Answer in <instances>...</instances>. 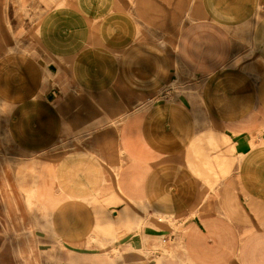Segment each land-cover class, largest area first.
Listing matches in <instances>:
<instances>
[{
	"label": "crops",
	"instance_id": "crops-1",
	"mask_svg": "<svg viewBox=\"0 0 264 264\" xmlns=\"http://www.w3.org/2000/svg\"><path fill=\"white\" fill-rule=\"evenodd\" d=\"M3 11L0 77L20 76L0 90L19 96L7 138L50 158L36 189L57 197L59 264H264V0ZM8 216L0 257L30 229Z\"/></svg>",
	"mask_w": 264,
	"mask_h": 264
},
{
	"label": "rangeland",
	"instance_id": "rangeland-1",
	"mask_svg": "<svg viewBox=\"0 0 264 264\" xmlns=\"http://www.w3.org/2000/svg\"><path fill=\"white\" fill-rule=\"evenodd\" d=\"M10 4H8L9 6ZM5 0H0V24L4 19ZM9 12V7H8ZM261 12V11H260ZM258 13V22L264 21V15ZM244 31L238 32L237 39L239 42H245ZM248 44V39H247ZM19 50V48H16ZM248 58V47L244 53ZM255 60V59H254ZM259 62L256 60V63ZM1 65V64H0ZM14 65L18 66L19 64ZM3 66V65H1ZM258 66H261L258 63ZM248 68V64L244 65ZM3 76V75H2ZM13 79L0 77V90L6 86V81L13 80V84L19 83V74H13ZM13 85V86H14ZM7 87V86H6ZM19 96L2 94L0 95V212L8 217L11 222V210H17V213H26L29 228L22 232L26 240L25 248L20 245V241L14 245L13 254H3L0 257V264H59L58 245L54 242L51 233V211L53 204H56L57 197H54L52 191L37 192V170L38 164L43 161L45 155L29 153L28 159L17 154L14 144L8 141V119L10 106L7 101L17 99ZM49 157L44 158V165L48 168ZM46 170V169H45ZM51 171V169H50ZM40 199L44 206L38 203ZM13 205V206H12ZM17 227L16 223H13ZM21 232H18L19 235ZM20 236V235H19ZM165 245V244H164ZM161 256V255H160ZM141 257H146L141 254ZM164 257V256H162ZM155 262V261H154Z\"/></svg>",
	"mask_w": 264,
	"mask_h": 264
}]
</instances>
